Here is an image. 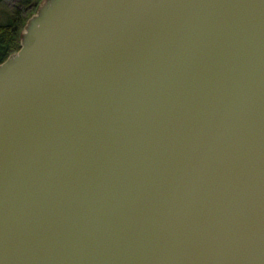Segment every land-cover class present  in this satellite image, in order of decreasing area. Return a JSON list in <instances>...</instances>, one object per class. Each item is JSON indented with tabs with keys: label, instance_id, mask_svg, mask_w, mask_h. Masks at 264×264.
<instances>
[{
	"label": "water",
	"instance_id": "obj_1",
	"mask_svg": "<svg viewBox=\"0 0 264 264\" xmlns=\"http://www.w3.org/2000/svg\"><path fill=\"white\" fill-rule=\"evenodd\" d=\"M0 264H264V0H41L0 63Z\"/></svg>",
	"mask_w": 264,
	"mask_h": 264
},
{
	"label": "trees",
	"instance_id": "obj_2",
	"mask_svg": "<svg viewBox=\"0 0 264 264\" xmlns=\"http://www.w3.org/2000/svg\"><path fill=\"white\" fill-rule=\"evenodd\" d=\"M7 0H0V63L20 48V33L41 0H16L9 7ZM26 14V15H25Z\"/></svg>",
	"mask_w": 264,
	"mask_h": 264
},
{
	"label": "rangeland",
	"instance_id": "obj_3",
	"mask_svg": "<svg viewBox=\"0 0 264 264\" xmlns=\"http://www.w3.org/2000/svg\"><path fill=\"white\" fill-rule=\"evenodd\" d=\"M6 2H7V4H8L9 7H12L13 4H14V2H16V0H7ZM30 14H31V13L27 14V16H29ZM25 15H26V14H25ZM27 18H28V17H27Z\"/></svg>",
	"mask_w": 264,
	"mask_h": 264
}]
</instances>
